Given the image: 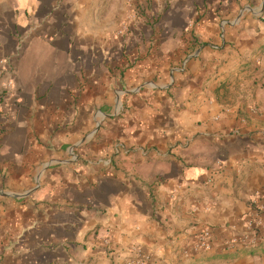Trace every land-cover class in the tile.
<instances>
[{
  "label": "crops",
  "instance_id": "obj_1",
  "mask_svg": "<svg viewBox=\"0 0 264 264\" xmlns=\"http://www.w3.org/2000/svg\"><path fill=\"white\" fill-rule=\"evenodd\" d=\"M0 60V264H264L225 243L264 196V0H0Z\"/></svg>",
  "mask_w": 264,
  "mask_h": 264
},
{
  "label": "built area",
  "instance_id": "obj_2",
  "mask_svg": "<svg viewBox=\"0 0 264 264\" xmlns=\"http://www.w3.org/2000/svg\"><path fill=\"white\" fill-rule=\"evenodd\" d=\"M3 60H0L2 65ZM14 86V80H7L4 88ZM246 232L240 235H233L226 240L227 245H246L254 246L264 240V196L251 206L249 215L245 221ZM104 245L109 244L107 239L103 240ZM183 250L185 252H198L200 250H209L212 247V231L205 227L190 240L183 242ZM129 257L124 264H145L149 259V254L136 245L130 249Z\"/></svg>",
  "mask_w": 264,
  "mask_h": 264
},
{
  "label": "rangeland",
  "instance_id": "obj_3",
  "mask_svg": "<svg viewBox=\"0 0 264 264\" xmlns=\"http://www.w3.org/2000/svg\"><path fill=\"white\" fill-rule=\"evenodd\" d=\"M135 11H136V10H135ZM138 11H139V13H141L142 15L144 14V13H143V10H140V9H139ZM131 12H132V11H131L130 9H128V10H127V14H126L125 16H126V17H127V16L130 17V16L132 15ZM47 65H48V64H44L43 67H45V66L47 67ZM41 67H42V66H41ZM1 99H2V98H0V101H1Z\"/></svg>",
  "mask_w": 264,
  "mask_h": 264
}]
</instances>
